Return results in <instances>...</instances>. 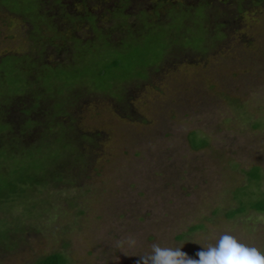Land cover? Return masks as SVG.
I'll return each mask as SVG.
<instances>
[{"label":"rangeland","instance_id":"374dc122","mask_svg":"<svg viewBox=\"0 0 264 264\" xmlns=\"http://www.w3.org/2000/svg\"><path fill=\"white\" fill-rule=\"evenodd\" d=\"M3 7L0 106L14 99L10 119L29 144L3 139L0 122V264L53 253L68 264H137L154 244L195 258L225 233L264 252V212L251 209L264 199V9L226 29L211 21L215 9L164 5V21L143 19L121 44L78 43L40 65L32 46L49 26L36 5L13 7L29 12L32 45ZM38 102L53 117L30 112L40 124L24 126L19 110ZM53 119L64 126L50 131Z\"/></svg>","mask_w":264,"mask_h":264},{"label":"trees","instance_id":"16d2710c","mask_svg":"<svg viewBox=\"0 0 264 264\" xmlns=\"http://www.w3.org/2000/svg\"><path fill=\"white\" fill-rule=\"evenodd\" d=\"M25 1H31L36 5L35 13L38 14L39 19L47 25L46 28L49 26V28L46 30L50 31V34L48 33L49 36H46L47 32L45 31L44 25L42 32L38 37H35L36 45L32 46L36 52L39 51L40 53V65H46L41 61L43 59V54L48 56L53 53L58 55V58H60L59 54L64 52L67 54H73V51H75L74 46L78 43L85 47H89L90 44H95L97 40L100 42L108 40L110 42L121 44L124 42V39L128 34L137 33L140 31L139 28L141 27L143 19L149 18L150 22L156 24L159 20L164 21V13H160L158 10V8H162L164 5L169 7L181 6L186 10L201 6L215 9L218 12V16H213L212 19L214 20L211 21L215 22L217 25H219V27L224 28L226 26V29L231 27L232 22L240 20L252 9H264V0H153L149 6L150 9L148 8V10H138L137 13H132L131 7L137 1L142 2V0H14L11 2V4L8 3V0H1L0 6H4L3 8H7V10H9L11 13L18 14L20 21L25 23V36L27 39H29L31 45L33 43L31 41L33 34L32 32L35 28L32 25L33 23L30 22L29 18H27V16H29V12L26 13V10L24 13H22L17 9H13V7H19L20 3ZM144 3L147 7V2ZM223 6L229 7V11L226 10L223 12L221 10V7ZM162 11L165 12L164 8H162ZM151 13H155L158 18H156L154 21H151L152 18L147 15ZM222 16H225L226 18L223 22H220V17ZM131 17H136L138 22L136 24L135 22H131ZM112 23L113 25L111 27H107L108 24L110 25ZM134 24L136 26L135 29ZM84 30H90L89 37H83L82 33ZM90 36H96V38H90ZM40 57L42 58L41 60ZM70 57V59H73L72 56ZM56 65H63V63L58 62ZM43 92L41 91V98L39 99L47 100V93L44 90ZM30 98H33L31 94ZM41 103L42 102L33 104V108L31 109H18L19 111H22V114L28 115V119L23 121L24 126H26L27 123H30V127H32V125L35 127L36 125L40 124L39 121H33L29 118L30 112L32 114H36L35 118H43L45 115L46 118L53 117L54 113L52 111H49L48 113L41 111L42 109L39 108ZM13 104L14 99H12L11 104L0 106V122L5 126V129L2 131L4 132L2 134V138L7 139L8 142L20 140L21 143L26 144V140L23 141L16 135V131L19 130L20 121L17 123V119L16 121L10 119L12 116L11 113H15V111L12 110L15 107ZM53 120L55 122H44L46 128H48L47 124H53V126L49 129L50 131L54 130V128H57L58 126H64L63 122H58L57 119ZM5 131H7L8 134H5ZM27 144H29V142ZM80 153L81 158L87 157L82 151ZM76 164H79V162L77 161ZM71 170L69 169L66 171L69 172ZM251 209L256 212H264V199L262 202L253 205ZM239 212L242 213L244 211H234L229 213L227 216L229 218H233ZM4 236L5 235H3V237ZM2 248L7 247H0V249ZM34 264H68V262L62 255L53 253L38 260Z\"/></svg>","mask_w":264,"mask_h":264},{"label":"clouds","instance_id":"9594fccd","mask_svg":"<svg viewBox=\"0 0 264 264\" xmlns=\"http://www.w3.org/2000/svg\"><path fill=\"white\" fill-rule=\"evenodd\" d=\"M134 246L135 241H128ZM195 258L181 247L170 248L152 245L151 252L141 256L137 264H264V252L239 242L234 236L222 234L215 244L202 246Z\"/></svg>","mask_w":264,"mask_h":264}]
</instances>
